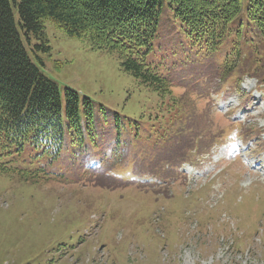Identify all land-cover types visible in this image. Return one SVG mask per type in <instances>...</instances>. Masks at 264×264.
<instances>
[{
    "label": "rangeland",
    "instance_id": "rangeland-1",
    "mask_svg": "<svg viewBox=\"0 0 264 264\" xmlns=\"http://www.w3.org/2000/svg\"><path fill=\"white\" fill-rule=\"evenodd\" d=\"M14 13L18 23L15 8ZM44 22L51 45L42 66L47 76L62 89L78 90L146 123L140 117L151 112L148 94L115 55ZM162 48L174 49L165 43ZM169 58L162 70L171 68L168 62L176 65V77L186 75L173 96L195 110L193 131L187 129L190 155L197 158L193 148L199 144L209 153L170 180L155 176L162 179L158 185L123 184L131 171L104 183L94 173L38 185L0 172V264H264V101L257 80L244 77L243 92L232 89L231 79L206 88V75L198 69L210 57ZM163 123L167 134L180 126L169 117ZM154 126L158 133L163 128L160 121ZM197 128L203 130L195 139ZM176 145L173 140L165 149Z\"/></svg>",
    "mask_w": 264,
    "mask_h": 264
},
{
    "label": "trees",
    "instance_id": "trees-1",
    "mask_svg": "<svg viewBox=\"0 0 264 264\" xmlns=\"http://www.w3.org/2000/svg\"><path fill=\"white\" fill-rule=\"evenodd\" d=\"M45 19L115 55L138 81L152 105L148 117H140L149 125L143 133L166 117L179 123L173 136L182 151L168 158L181 159L190 148L187 129L195 110L173 96L172 82L186 75L176 77V65L168 62L171 68L163 71L165 59L210 57L198 69L210 75L206 88L215 80L238 84L243 72L264 78V0H0V172L21 182L77 180L87 163L100 159L105 166L95 171L104 183L103 171L125 169L139 154L133 139L121 145V135L134 132L130 114L62 89L44 73L51 50ZM164 43L174 49L162 48ZM118 150L125 155L119 158ZM146 165L142 169L160 168Z\"/></svg>",
    "mask_w": 264,
    "mask_h": 264
}]
</instances>
